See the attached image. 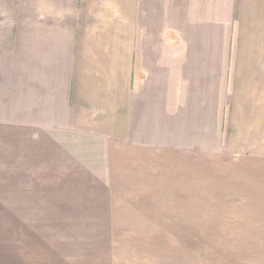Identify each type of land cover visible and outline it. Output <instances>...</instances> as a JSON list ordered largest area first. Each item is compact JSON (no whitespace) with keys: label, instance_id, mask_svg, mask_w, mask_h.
I'll list each match as a JSON object with an SVG mask.
<instances>
[{"label":"crops","instance_id":"1","mask_svg":"<svg viewBox=\"0 0 264 264\" xmlns=\"http://www.w3.org/2000/svg\"><path fill=\"white\" fill-rule=\"evenodd\" d=\"M25 3L5 34L9 124L42 166L111 194L114 175L188 172L198 148L228 161L236 212L264 230V0H230L229 38L227 0ZM2 38L0 20V79Z\"/></svg>","mask_w":264,"mask_h":264},{"label":"rangeland","instance_id":"2","mask_svg":"<svg viewBox=\"0 0 264 264\" xmlns=\"http://www.w3.org/2000/svg\"><path fill=\"white\" fill-rule=\"evenodd\" d=\"M25 2L0 0L6 71L0 79V264H264V230L236 212L233 183L226 180L233 172L221 157L197 148L189 150L188 172L182 174L177 167L162 172L169 165L161 164L144 173L114 175L111 194L93 190L89 175L42 166L24 126L9 124L5 34L23 20ZM227 2L221 23L229 38ZM196 16L189 12V38ZM205 144L212 150L213 143ZM49 169L55 173H46ZM96 197L112 204H88Z\"/></svg>","mask_w":264,"mask_h":264}]
</instances>
